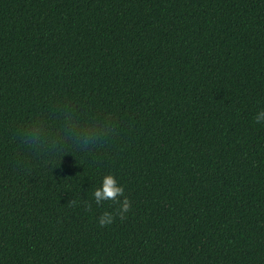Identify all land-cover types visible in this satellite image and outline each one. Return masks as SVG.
Wrapping results in <instances>:
<instances>
[{"label": "trees", "instance_id": "obj_1", "mask_svg": "<svg viewBox=\"0 0 264 264\" xmlns=\"http://www.w3.org/2000/svg\"><path fill=\"white\" fill-rule=\"evenodd\" d=\"M262 111L264 0H0V264H264Z\"/></svg>", "mask_w": 264, "mask_h": 264}, {"label": "clouds", "instance_id": "obj_2", "mask_svg": "<svg viewBox=\"0 0 264 264\" xmlns=\"http://www.w3.org/2000/svg\"><path fill=\"white\" fill-rule=\"evenodd\" d=\"M264 114V111L259 113L256 117V122L260 123V115ZM117 181L112 175H107L102 180V186L96 190H94L93 197L94 201L97 205L101 204V201H112L114 204L116 203L117 197H123L124 196V188L122 186L117 187L116 186ZM72 206H75L72 204ZM88 209H91V204L87 205ZM130 208V201L127 199V197H124L121 207L119 211L117 212V215L120 219L125 218V213L129 211ZM115 217L108 212L103 213L99 220L98 224L100 227H105L107 225H110Z\"/></svg>", "mask_w": 264, "mask_h": 264}]
</instances>
